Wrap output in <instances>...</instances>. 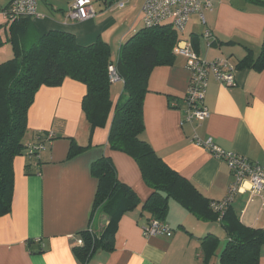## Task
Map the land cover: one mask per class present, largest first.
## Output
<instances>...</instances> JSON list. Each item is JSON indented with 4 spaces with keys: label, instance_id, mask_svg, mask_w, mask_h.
I'll list each match as a JSON object with an SVG mask.
<instances>
[{
    "label": "crops",
    "instance_id": "1",
    "mask_svg": "<svg viewBox=\"0 0 264 264\" xmlns=\"http://www.w3.org/2000/svg\"><path fill=\"white\" fill-rule=\"evenodd\" d=\"M10 1H0V9ZM73 1L40 0V17L29 19L28 30L35 31L36 37L53 30L70 32L80 45H89L101 37L110 44L115 63L123 43L144 27L145 0H125L122 8L111 6L116 0H93L95 16L82 21L67 16ZM212 1L213 8L204 12L206 23L192 15L181 38L191 44L198 42L199 54L207 60L229 58L238 66L249 49L257 55L264 36V8L245 0ZM5 24L6 16L0 11V25ZM205 28L217 37L211 47L206 46L202 36ZM7 47L8 56L0 62L12 56ZM186 65L187 58L175 52L171 65L157 66L152 71L144 100L146 129L142 137L204 196L222 200L234 180L232 171L225 161L198 146L193 137H213L219 148L264 165V69L237 67L235 83L230 87L211 75L206 94L209 117L182 123L191 76ZM122 88L123 81L112 82L113 102L120 97ZM86 90L84 83L67 77L62 85L42 86L36 93L28 113L26 150L14 160L12 209L0 216V264H220V254L228 241L221 222L214 221L212 226L198 220L202 226L195 230L190 227L192 215L175 200L167 216V224L173 229L171 236H146L143 226L148 222V213L140 205L122 215L114 250L100 249L87 263L79 260L74 252L78 234L91 224L99 231L107 220L96 212L91 222L98 189V178L92 173L95 160L110 156L119 179L132 187L142 201L151 191L136 161L108 145L113 111L106 126L91 134L82 109ZM39 131L40 139L49 131L54 136L47 140L41 155L29 159L28 146L38 140ZM72 139L87 147L75 157H69ZM230 207L242 224L264 229V192L253 195L245 183ZM198 230H202L201 234H196ZM208 233L217 235L220 243L216 254L205 263L201 238ZM259 264H264V244Z\"/></svg>",
    "mask_w": 264,
    "mask_h": 264
},
{
    "label": "trees",
    "instance_id": "2",
    "mask_svg": "<svg viewBox=\"0 0 264 264\" xmlns=\"http://www.w3.org/2000/svg\"><path fill=\"white\" fill-rule=\"evenodd\" d=\"M245 1L264 8V0ZM9 4L0 11L4 12ZM33 18L30 15L11 20L6 18V26L0 25V48L11 43L13 49V56L0 62V216L12 209L14 160L26 150L24 139L28 132V113L36 93L42 86H60L65 78L70 77L87 87L82 109L90 123L91 134L96 128L106 126L113 111L108 145L110 149L123 152L136 161L144 182L151 190L146 200L142 201L132 187L119 179L116 165L110 156L103 155L95 160L92 173L98 178V189L91 222L96 212L105 215L107 220L99 231L91 224L78 234L77 239L83 241L77 244L76 240L74 249L79 260L87 263L100 249L114 250V237L122 215L140 205L142 211L148 213L147 223L158 220L168 225L170 200H175L199 221L221 222L228 241L220 254V264H259L264 229L242 224L230 206L223 213L215 211L211 203L219 200H210L204 196L191 180L170 167L142 137L146 129L144 100L149 91L150 75L157 66L173 63L175 46L183 40L181 35L191 18L183 31L177 30L172 21L150 26L144 24L143 28L123 43L115 63L111 59L110 44L101 37L89 45H80L74 34L53 30L35 36V42L26 47L24 39L31 30H28L29 19ZM200 20L206 23V19L205 22ZM207 30L214 36V41L205 37ZM202 36L207 47L217 42L216 35L209 28L204 29ZM188 44L199 57L207 60L200 56L198 42ZM110 65L115 67L120 81H123V91L114 102L111 97L113 81L109 72ZM237 67L257 71L264 69V36L259 53L254 55L249 49ZM185 97L186 93L184 102L187 110ZM204 105L207 106L206 97ZM41 135V131L37 132L38 140L28 146L26 154L29 159L41 155L43 150L37 149L39 144L45 143L47 146L49 138L45 136L40 139ZM85 149L86 146L72 139L69 157H75ZM179 228L185 229L183 225ZM171 231L173 233V229ZM219 243V237L213 233L201 238L205 263L216 254Z\"/></svg>",
    "mask_w": 264,
    "mask_h": 264
},
{
    "label": "built area",
    "instance_id": "3",
    "mask_svg": "<svg viewBox=\"0 0 264 264\" xmlns=\"http://www.w3.org/2000/svg\"><path fill=\"white\" fill-rule=\"evenodd\" d=\"M40 0H11L9 7L4 10L7 20L15 19L18 16L30 15L39 18L38 12ZM125 0H116L112 7H124ZM213 8L212 0H145L142 7L143 21L146 26L162 21H172L174 27L183 31L186 23L192 15L197 14L205 22L204 12ZM96 11L93 8V0H74L70 6L67 16L74 20H87L94 17ZM205 37L215 40L214 36L207 30ZM174 51L187 58V68L190 71V81L186 91L185 101L187 110L182 123L201 122L210 115L208 107L204 105L207 92L208 78L213 75L216 80L230 87L235 83L236 66L227 58H217L211 62L202 59L194 51L188 42L180 40ZM111 81H120L113 65L109 66ZM53 131L47 135L49 139L53 137ZM193 141L209 150L217 158L225 161L232 171L234 180L228 188L225 198L211 203L215 211L223 213L227 209L235 195L244 190V184H249V189L253 195L264 192V165L258 161L249 160L246 156L238 155L231 151L219 148L213 137L201 138L195 134ZM39 150H45V143L37 146ZM91 229V228H90ZM146 236L172 234L168 225L158 220H151L143 226ZM81 239H77V244H82Z\"/></svg>",
    "mask_w": 264,
    "mask_h": 264
},
{
    "label": "rangeland",
    "instance_id": "4",
    "mask_svg": "<svg viewBox=\"0 0 264 264\" xmlns=\"http://www.w3.org/2000/svg\"><path fill=\"white\" fill-rule=\"evenodd\" d=\"M0 1H2V0H0ZM97 3V2H96ZM36 34H35V31H33V30H30V32L28 33V35H27V37L24 39V43H25V46L26 47H29V46H31L34 42H35V40H36V38H34V36H35ZM6 46H8L7 48H11V50H12V52H13V49H12V45H11V43H7V44H5L4 46H2L1 48H0V59H2V57H7L8 56V53L6 54ZM3 50H5V51H3ZM12 56H13V53H12ZM12 56H10V58L12 57ZM10 58H8V59H10ZM8 59H6V60H8ZM5 60V61H6ZM121 84V83H120ZM121 91H123V88L120 90V92ZM25 141H26V139H24ZM174 200H170V206H171V203L173 202ZM171 210H172V208H171ZM190 215H192L191 213H189ZM192 218H193V220H191V225H190V227H193L195 230H196V227H198V226H202L199 222H198V219H196V217L194 216V215H192ZM214 221H211V222H208L210 225H212V226H214V224H212ZM199 232H197L196 231V234H201L200 232L202 231V230H198ZM221 243H224V240H223V242H221ZM218 251V250H217Z\"/></svg>",
    "mask_w": 264,
    "mask_h": 264
}]
</instances>
